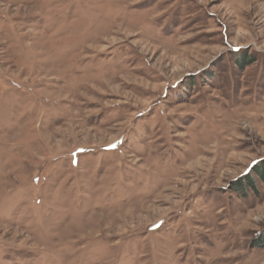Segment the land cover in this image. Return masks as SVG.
<instances>
[{"label": "rangeland", "instance_id": "374dc122", "mask_svg": "<svg viewBox=\"0 0 264 264\" xmlns=\"http://www.w3.org/2000/svg\"><path fill=\"white\" fill-rule=\"evenodd\" d=\"M260 161L264 0H0V264H264Z\"/></svg>", "mask_w": 264, "mask_h": 264}, {"label": "trees", "instance_id": "16d2710c", "mask_svg": "<svg viewBox=\"0 0 264 264\" xmlns=\"http://www.w3.org/2000/svg\"><path fill=\"white\" fill-rule=\"evenodd\" d=\"M253 172H255V174L262 180L264 181V161H260L259 163H257L254 168L252 169ZM245 187L246 186H251L253 187L254 183L253 180L248 179L243 181ZM243 189V188H242ZM244 190V189H243Z\"/></svg>", "mask_w": 264, "mask_h": 264}]
</instances>
